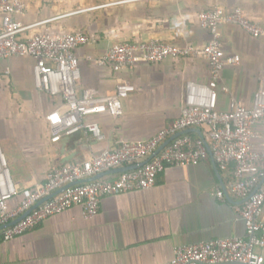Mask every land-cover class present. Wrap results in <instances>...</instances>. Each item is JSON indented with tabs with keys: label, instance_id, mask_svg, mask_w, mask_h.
Returning <instances> with one entry per match:
<instances>
[{
	"label": "crops",
	"instance_id": "0c3cea01",
	"mask_svg": "<svg viewBox=\"0 0 264 264\" xmlns=\"http://www.w3.org/2000/svg\"><path fill=\"white\" fill-rule=\"evenodd\" d=\"M23 1L25 9L17 18L27 25L36 23L27 34L50 28L80 30L90 36L91 42L77 49L80 89L92 87L112 94L124 82L134 83L136 89L123 100L119 118L107 113L94 116L103 140L79 131L52 142L47 117L61 100L37 88L36 59L30 55L0 59V144L19 190L45 182L53 167L82 162L106 146L152 138L181 114L187 82L210 79L203 54L155 63L142 60L118 72L96 60L117 41L154 38L203 48L210 31L196 16L214 7L215 0ZM219 2L227 9L241 7L264 27V0ZM221 43L227 54H240L241 63L222 71L218 107L227 109L233 98L250 106L264 67V34L254 38L235 25L223 24ZM191 129L187 133L193 137L204 136L206 130ZM257 129L264 139V119ZM230 178L212 155L196 164L167 165L151 188L103 196L92 219L84 217L81 206H73L0 243V264H158L172 259L178 245L244 236L239 213L243 200L230 193ZM219 190L225 199L217 196ZM19 199L10 206L15 207ZM260 218L264 220V204ZM257 250L264 255V247Z\"/></svg>",
	"mask_w": 264,
	"mask_h": 264
},
{
	"label": "built area",
	"instance_id": "2783aa9c",
	"mask_svg": "<svg viewBox=\"0 0 264 264\" xmlns=\"http://www.w3.org/2000/svg\"><path fill=\"white\" fill-rule=\"evenodd\" d=\"M215 1L214 7L196 16L210 31V39L203 48L154 38L117 41L96 60L98 65L118 72L142 60L155 63L197 54L206 57L210 79L208 82H187L181 114L152 138L122 140L117 146H106L82 162L53 167L45 182L22 190L13 180L0 144V243L24 235L43 220L73 206H81L84 217L92 219L100 210L103 196L151 188L167 165L196 164L212 155L219 169L231 175L230 193L243 200L239 213L246 234L178 245L172 259L158 264H264V255L257 250L264 247V220L260 218L264 204V139L257 129V123L264 119V67L250 106L233 98L227 109L218 107L222 71L241 63L240 54L224 51L221 26L235 25L254 38L264 34V27L250 19L241 7L227 9L219 0ZM24 9L23 0H0V59L16 55H30L36 59L33 71L37 88L61 100L47 117L52 142L79 131L103 140L105 135L94 116L107 113L119 118L123 100L135 91V84L118 83L112 94H102L92 87L80 89L81 65L77 49L89 44L90 36L80 30L55 32L50 28L27 34L36 23L27 25L17 18ZM5 72L9 74L10 69ZM191 127H204V136L181 134L155 154L165 140ZM148 158L135 169L68 186L32 209L41 199L67 184ZM217 196L225 199L221 190ZM18 197L17 205L11 207V201ZM27 211L25 216L11 223Z\"/></svg>",
	"mask_w": 264,
	"mask_h": 264
},
{
	"label": "water",
	"instance_id": "95a60500",
	"mask_svg": "<svg viewBox=\"0 0 264 264\" xmlns=\"http://www.w3.org/2000/svg\"><path fill=\"white\" fill-rule=\"evenodd\" d=\"M190 130H193L191 128H188L184 131H181V132H178L174 135H172L171 137H169L167 140H165L161 145L160 147L155 151V154H157L161 149H163L165 147V145H167L168 143H170L174 138H176L177 136H180L181 134H184V133H187L188 131ZM200 131V129L198 130ZM201 137H203V134H201ZM149 160L146 159L144 161H141V162H138V163H134V164H129V165H124V166H120V167H116V168H113V169H110V170H107V171H104V172H101L97 175H94L92 177H88V178H85V179H81V180H78L74 183H70V184H67L65 185L64 187L58 189L57 191H55L54 193H51L50 195L44 197L43 199H41L39 202H37L33 207L32 209H34L35 207H37L38 205H40L42 202H44L45 200H47L48 198L52 197L54 194L56 193H59L60 191H62L63 189H65L66 187L68 186H71L73 184H76V183H80V182H85V181H91V180H95V179H98V178H101V177H104L105 175L107 174H114V173H119V172H123V171H127V170H131V169H135L141 165H143L145 162H147ZM228 195V194H227ZM31 210V209H30ZM29 210V211H30ZM29 211H27L26 213H24L21 217H19L18 219L12 221L11 223H15L16 221H18L19 219H21L23 216H25V214H27Z\"/></svg>",
	"mask_w": 264,
	"mask_h": 264
}]
</instances>
